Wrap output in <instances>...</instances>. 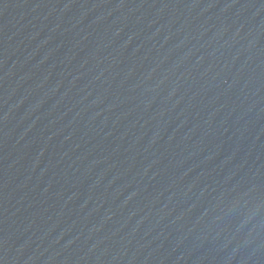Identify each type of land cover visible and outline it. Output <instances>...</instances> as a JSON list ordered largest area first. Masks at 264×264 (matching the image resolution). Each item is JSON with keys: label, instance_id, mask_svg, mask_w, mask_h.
Wrapping results in <instances>:
<instances>
[{"label": "water", "instance_id": "water-1", "mask_svg": "<svg viewBox=\"0 0 264 264\" xmlns=\"http://www.w3.org/2000/svg\"><path fill=\"white\" fill-rule=\"evenodd\" d=\"M0 264H264V0H0Z\"/></svg>", "mask_w": 264, "mask_h": 264}]
</instances>
